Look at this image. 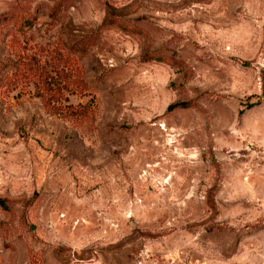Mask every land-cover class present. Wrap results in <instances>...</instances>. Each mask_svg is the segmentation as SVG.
Returning <instances> with one entry per match:
<instances>
[{"label": "rangeland", "instance_id": "obj_1", "mask_svg": "<svg viewBox=\"0 0 264 264\" xmlns=\"http://www.w3.org/2000/svg\"><path fill=\"white\" fill-rule=\"evenodd\" d=\"M264 0H0V264H264Z\"/></svg>", "mask_w": 264, "mask_h": 264}, {"label": "trees", "instance_id": "obj_2", "mask_svg": "<svg viewBox=\"0 0 264 264\" xmlns=\"http://www.w3.org/2000/svg\"><path fill=\"white\" fill-rule=\"evenodd\" d=\"M262 95L264 96V88L262 89ZM0 205L5 207V204L3 205V202L0 200Z\"/></svg>", "mask_w": 264, "mask_h": 264}, {"label": "water", "instance_id": "obj_3", "mask_svg": "<svg viewBox=\"0 0 264 264\" xmlns=\"http://www.w3.org/2000/svg\"><path fill=\"white\" fill-rule=\"evenodd\" d=\"M184 264H186V263H184Z\"/></svg>", "mask_w": 264, "mask_h": 264}]
</instances>
